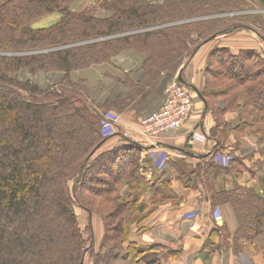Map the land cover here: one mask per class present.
<instances>
[{
  "label": "trees",
  "instance_id": "obj_1",
  "mask_svg": "<svg viewBox=\"0 0 264 264\" xmlns=\"http://www.w3.org/2000/svg\"><path fill=\"white\" fill-rule=\"evenodd\" d=\"M80 1L0 0V264H83L94 240L90 228L84 237L77 206L104 223L99 248L91 250L93 264H162L159 253L171 250L140 245L133 226L174 201L172 180L146 178L142 145L135 141L100 151L111 137L101 123L106 111L121 113L145 102L162 77L168 84L176 77L169 71L182 67L192 45L193 55L213 37L243 28L230 26L233 18H217L240 11L243 0H106L104 15L75 10ZM55 13V22L34 26ZM127 50L144 57L140 78L118 80L126 97L93 98L100 84L84 72ZM212 54L200 91L217 120L212 155L189 170L180 161L170 164L185 187L210 186L214 208L231 206L237 221L233 252L244 243L264 256V194L214 184L219 172L237 166L257 174L220 136L252 129L264 143V53L216 47ZM24 72L30 74L25 80ZM41 75L44 84L35 80ZM229 112L238 113L236 122L226 120ZM214 150L233 155L229 166L215 163ZM259 180L264 191V176ZM229 236L223 235L226 248Z\"/></svg>",
  "mask_w": 264,
  "mask_h": 264
},
{
  "label": "crops",
  "instance_id": "obj_2",
  "mask_svg": "<svg viewBox=\"0 0 264 264\" xmlns=\"http://www.w3.org/2000/svg\"><path fill=\"white\" fill-rule=\"evenodd\" d=\"M82 1L78 2L75 10H79L77 7ZM245 1H249V4H254L255 1L264 5V0ZM234 32L236 31H229L206 41L197 49L198 52L195 51L196 53L192 55L189 61L185 62L184 66L182 65L181 70L190 73V76L185 73L183 78L194 85L198 91L202 90L204 84L202 71L206 69V56L212 48L225 47L234 54L244 49L264 50V36L259 31L245 25L235 37L230 36ZM143 60L144 57L139 53L127 50L113 57L107 65L92 68L85 71L84 74L90 81L100 84V88H103L104 97L114 95L126 97L125 93L127 91L118 80H122L126 74H130L133 79L138 80L142 73L140 68ZM189 63L192 66L186 69ZM159 83V86L157 85L145 102L138 104L135 108L131 107L123 111V122L119 123L115 136H111L100 149V151H103L121 146L127 143L126 139L131 137L129 140L142 145L144 159L147 154L158 149L168 154L166 161L156 167L158 171L155 176L171 178L176 197L174 201L170 199L152 212L143 223V230L133 235L134 240L143 246L159 245L170 249L171 253H159L158 257L162 264H232L234 262L255 264L260 259L264 260L261 254L255 253L247 244H243L244 247L237 252V255H234L231 248L222 247L220 239L223 235L231 234L237 228L236 217L231 206L220 205L217 209L214 208L203 184L192 188L185 187L178 179V171L170 164L171 162L177 163L180 161V164L185 163L196 166L210 158L212 147L216 144L215 139L210 137L215 121L208 110L205 111V103L199 97H196L195 111L191 113L185 124L179 130L167 133L156 145L148 144L150 140L141 135L140 118L146 115L145 112H150L156 108L164 96L167 80H163L162 77ZM228 120L236 122L238 114L231 113ZM248 136L241 140V145L237 151L240 155L243 154L241 150L245 141H250L251 146L255 148L253 138ZM230 139H233V136ZM191 154L194 156H191ZM255 157L261 160L260 156ZM262 158L264 159V156ZM144 168L146 173L150 172L146 165H144ZM150 170L152 169L150 168ZM248 175H250V172ZM260 177L251 178L256 181ZM246 178L245 175L238 181L231 173L225 181L245 186L244 180ZM220 180H223V178H219L217 182H220ZM217 187L226 188L224 185L219 187V183L216 185ZM218 209L223 215V222L216 218L215 212ZM194 211L196 214L191 216ZM92 216L94 215H89V218L92 219ZM219 228H221V232H217ZM103 233L101 231L102 237ZM228 241L231 242V239L228 238ZM84 261L92 264L87 257Z\"/></svg>",
  "mask_w": 264,
  "mask_h": 264
},
{
  "label": "rangeland",
  "instance_id": "obj_3",
  "mask_svg": "<svg viewBox=\"0 0 264 264\" xmlns=\"http://www.w3.org/2000/svg\"><path fill=\"white\" fill-rule=\"evenodd\" d=\"M252 1L253 0H250V2H252ZM100 2H101V0L100 1L99 0H83L79 4V6L77 7V9H79L78 11L83 12V13H88L89 14V13L96 12V14L104 15L105 14V11L102 9V5H104L105 2L103 4H101ZM246 11H248V13H246ZM58 17H59V15L56 14V13L55 14H51V15H47L42 20L36 22L34 24V26L35 27L48 26L51 23L55 22ZM219 17H230V18H233L230 21V26H232V24H235V23H241L243 26L248 25V26L254 28L255 30L259 31L264 36V5L258 4L255 1H254V4H252V3L249 4V1L243 0V3H242V6H241L240 11L228 12V13H224V14H220V15L218 14L217 15V18H219ZM234 18H236V19H234ZM241 29H243V28H241ZM241 29L234 30L236 32L232 33L230 36L233 35L235 37L236 34ZM214 48H216V47H214ZM214 48H212L209 51L208 55L206 56V63H207L208 66H209L208 62L211 61V60H213V54H212V56L210 54H211L212 50H214ZM252 50H257V49H252ZM192 52H193V45L190 47V52L184 57L183 62L181 63L182 65L185 62L189 61V59L192 57ZM258 52L259 53L260 52H263L264 53V50L263 51H259L258 50ZM191 66H192V64L189 63V65L186 67V69L187 68H190ZM218 66L219 65H215V68H218ZM227 66L229 67V65H227ZM180 70H181V68H179V69L177 68L176 70L169 71V72H172V73H175L176 72V74L178 75V71L180 72ZM205 70L202 71V77L204 79V82H205V79L207 77ZM185 73H186V71L185 72L184 71H181V74L183 75V77H184V74ZM186 74L188 76H190V73H186ZM29 76H30V74H28L27 72H24V73L21 74V78L23 80L29 78ZM55 79H58V78L55 77ZM35 80L37 82L41 83V84H44V82H43V76L42 75L41 76H38ZM159 84H158V86H159ZM95 89H96V92L97 93L95 95L93 94L94 95L93 98H95V99L96 98L97 99L104 98L103 90H101L99 86H96ZM164 89H166V88H164ZM192 93L194 94V104H193V108H192V113H193L195 111L194 108H195L196 97L198 98V96H197V94L194 91H192ZM164 100H165V90H164V96L162 97V101L159 103V105L156 108H154L152 111L145 112L146 115L157 111L160 108V106L163 105ZM221 107H222V103L219 104V107L218 108L217 107H214V108L221 109ZM241 109L244 110L243 107H240V110ZM231 113L238 114L237 112H229V113H227V115L225 117L227 121H229L228 120V117H229V115ZM109 114H112L114 116L112 118V120L113 121H116L118 124H105L103 120H102V123L101 124H103V127L105 128V130H108L106 133L111 132L110 134L112 136H115V134H116V132L118 130V127L120 125L119 123L123 122V118L124 117H122V116L124 114H123V112L120 113V112H116V111H109V112L106 111V114L104 116H108ZM209 114L212 115V111H210ZM244 116L245 117H248L246 114ZM212 117H213V119H216V118H214L213 115H212ZM250 119H251V117H250ZM224 120L225 119H223V121H222L223 124H224ZM214 121H217V120H214ZM230 122H232V121H230ZM221 126L222 127H220V128H223L224 127V125H221ZM218 130H219V128H218ZM141 135L143 136V134H141ZM247 135H249L250 137H252L253 139L256 140L255 141V140H253L251 138L252 141H253V143H254V145H255V148H253V146H251V142L250 141H245L244 144L242 145V150H241V152L243 154L240 155V153H238L237 151L239 150V147L241 145V140L243 138H245ZM232 136H233V139H230ZM220 137H221V142H223L224 143L223 145H225V148H230L235 156H238V157L242 158L245 161V163H247L248 166L255 168V170L257 172V174L255 176H258V178H259V176H264V159L262 158L264 156V143H261L260 144V142L258 141L257 136L254 133H252V129H246L244 133H235V134H230V135H228L226 132H224ZM130 138L131 137H129V139ZM161 138H163V136H161ZM161 138L160 139L159 138H155V139L153 138V140H161ZM129 139H126V140L128 141ZM141 151H142V149H141ZM150 153H149L150 155L147 154L146 157H145V159H144V157H143L144 154L141 152V159H140V161H142V163L148 167V171H150L149 173H146L145 172V176H146V178L148 180H152L154 178L155 174H157V171H158V170H156L157 169L156 167H158V165L156 163V159H157V157H158L159 154L158 153H155V152L154 153L150 152ZM163 153L165 155H168L164 151H163ZM217 156H219V159L217 158L218 160L215 163H217L218 165L229 166L230 157H232L233 155H230L229 151L222 152V151H216V150H214V152H213V159L216 158ZM255 156H257V157L260 156L261 160L260 159H256ZM258 160L260 161V163L256 164L255 161H258ZM182 167L183 168H186V170H189V168H194L195 166L192 165V164H185L184 163V164H182ZM150 168L152 170H150ZM231 173L234 174L235 179H238V181L240 179H242L246 175L247 178L244 180L245 181V186L244 185L243 186L242 185H238L237 183L233 184V183H230V181H225V179ZM248 173L249 172L247 170H244L243 167L240 168V167L237 166V170H232L228 174H225L223 172H219L218 175L214 178V184L217 185L219 183V187H221V185H224L226 188H229V189L232 188V187L233 188L234 187H236V188L239 187L240 189H245V188L248 189V188L254 187L258 192H260L261 194H264V191L262 189V186L263 185H261L260 180L257 178L256 181H253V179H252L253 176L251 174L248 175ZM221 177L223 178V180H220V182H217L218 179L221 178ZM203 186L205 187V191H206L207 195H209L208 192H207V189H209L210 186L209 187L208 186H205V185H203ZM126 187L127 186H124V189L121 190L122 194L127 191V188ZM121 188H123V187H121ZM168 200H170V199H168ZM168 200H166L164 203L168 202ZM164 203H162V204H164ZM149 207H151V206H149ZM75 208H76V212H77L76 214L78 215V222H79L80 228L82 229V232L84 233V237L86 239L89 237V230H88V228H90V230L93 233L94 243H92V245L90 243H88V245L91 246V247H90V249L87 250V252L85 254V257H84L85 259H86V257L89 258V260L93 264V258H92V251L91 250L92 249L93 250H98V248H99V245H100L101 240H102L101 239V237H102L101 231L103 233L104 223H103L102 218L99 215L95 216V214H93L94 216H92V219H91V218H89V215L90 214L88 213L87 210H84V209H82L81 207H78V206L75 207ZM142 230H143V227L142 226L134 225L133 226V235L135 233H138L139 231H142ZM235 231L233 233L229 234L230 236L228 238H230L231 241H233L231 236L235 233ZM220 240L222 242V247H224L223 237ZM231 243L232 242H230V246H231L230 248L232 250L233 248H232ZM243 244L241 243L240 250H241V248L244 247ZM249 246L252 248L251 245H249ZM240 250L234 249V255H237V252H239ZM253 251H255V253H257V254H261L262 255V253H259L256 249H253ZM232 252H233V250H232ZM262 257L264 259V256L263 255H262ZM238 263L242 264L241 262H238ZM83 264H88V263H86L84 261ZM255 264H264V260H261L260 259V261L256 262Z\"/></svg>",
  "mask_w": 264,
  "mask_h": 264
},
{
  "label": "built area",
  "instance_id": "obj_4",
  "mask_svg": "<svg viewBox=\"0 0 264 264\" xmlns=\"http://www.w3.org/2000/svg\"><path fill=\"white\" fill-rule=\"evenodd\" d=\"M104 2L105 0H101L100 3L103 4ZM193 104L194 94L192 93V90L179 82L177 76L174 77L166 86L165 100L163 102V105H161L157 111L140 118L139 124L141 127V133L148 140L157 141L153 140V138L160 139L161 136H165L167 133L175 132L176 130L181 128L189 119L192 113ZM113 117L114 116L112 114L104 116V123L118 124L116 121L112 120ZM107 131L108 130L104 129L106 135H111V132L106 133ZM152 144L156 145L157 142H154ZM144 150L146 149L144 148ZM154 152L159 154L156 159L157 165H161L168 158V156L165 155L161 149H158ZM217 158L219 159V156L214 158V160L217 161ZM231 158L232 157H230V159ZM195 214L196 212L194 211L191 213V216ZM215 215L218 220L223 222V215L221 214L219 209L216 210ZM232 264L240 263L234 262Z\"/></svg>",
  "mask_w": 264,
  "mask_h": 264
},
{
  "label": "water",
  "instance_id": "obj_5",
  "mask_svg": "<svg viewBox=\"0 0 264 264\" xmlns=\"http://www.w3.org/2000/svg\"><path fill=\"white\" fill-rule=\"evenodd\" d=\"M181 71L182 70H180V72L178 73V76H177L178 77V81L181 82L182 84H184L185 86H187L188 88H190L192 91H194L197 94V96L205 103V105H206V108H205L206 110L205 111H207L208 110V104H207L205 98L202 96L200 91H198V89L194 85H192L191 83H189L187 80H185L183 78V75L181 74ZM183 151L186 152V150H184V149H183ZM191 156H194V155L191 154Z\"/></svg>",
  "mask_w": 264,
  "mask_h": 264
},
{
  "label": "bare ground",
  "instance_id": "obj_6",
  "mask_svg": "<svg viewBox=\"0 0 264 264\" xmlns=\"http://www.w3.org/2000/svg\"><path fill=\"white\" fill-rule=\"evenodd\" d=\"M154 142H159V141L158 140L157 141H150V142H148V144H152Z\"/></svg>",
  "mask_w": 264,
  "mask_h": 264
}]
</instances>
